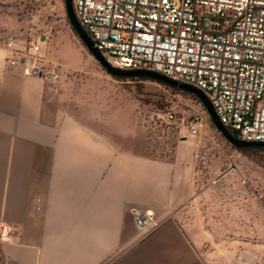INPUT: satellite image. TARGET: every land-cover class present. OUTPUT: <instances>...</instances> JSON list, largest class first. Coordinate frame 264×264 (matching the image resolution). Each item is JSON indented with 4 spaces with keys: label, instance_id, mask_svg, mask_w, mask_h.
I'll return each instance as SVG.
<instances>
[{
    "label": "crops",
    "instance_id": "0c3cea01",
    "mask_svg": "<svg viewBox=\"0 0 264 264\" xmlns=\"http://www.w3.org/2000/svg\"><path fill=\"white\" fill-rule=\"evenodd\" d=\"M55 81L0 59V264H211L167 214L191 185L188 140L166 158L129 152L107 123L68 110ZM131 206L159 226L140 228Z\"/></svg>",
    "mask_w": 264,
    "mask_h": 264
},
{
    "label": "rangeland",
    "instance_id": "374dc122",
    "mask_svg": "<svg viewBox=\"0 0 264 264\" xmlns=\"http://www.w3.org/2000/svg\"><path fill=\"white\" fill-rule=\"evenodd\" d=\"M0 20L22 40L50 35L44 57L59 70L55 84L66 108L107 123L120 147L166 158L188 140L195 155L191 185L168 216L192 233L211 264H264V154L238 152L192 98L155 81L111 77L71 28L64 0H0ZM194 111L204 115L195 136L186 128Z\"/></svg>",
    "mask_w": 264,
    "mask_h": 264
},
{
    "label": "built area",
    "instance_id": "2783aa9c",
    "mask_svg": "<svg viewBox=\"0 0 264 264\" xmlns=\"http://www.w3.org/2000/svg\"><path fill=\"white\" fill-rule=\"evenodd\" d=\"M95 48L112 67L150 70L193 86L209 99L235 137L264 141V0H71ZM17 34L0 32V59L26 76L55 81L42 32L15 46ZM176 95V94H174ZM170 119V110L164 113ZM204 115L194 111L186 128L195 136ZM129 213L145 231L160 222L151 208ZM11 264H17L15 262Z\"/></svg>",
    "mask_w": 264,
    "mask_h": 264
},
{
    "label": "water",
    "instance_id": "95a60500",
    "mask_svg": "<svg viewBox=\"0 0 264 264\" xmlns=\"http://www.w3.org/2000/svg\"><path fill=\"white\" fill-rule=\"evenodd\" d=\"M64 6H65V11H66V16H67V19H68V22L71 28L74 30L75 34L78 36L79 40L84 45V47L88 50L90 55L98 62V64L108 74L115 75V76H126V75L146 76L150 79L163 82V83L175 86L180 89L187 90L195 94L198 97V99L201 102V105L205 109V112L207 113L213 126L229 144L235 147L252 146V145L264 146V141H247V140L238 139L235 136H233L220 122L217 115L215 114V111L209 99L199 89L193 86L187 85V84L179 83L155 71L143 70V69L123 70V69L115 68L109 65L105 61V59L101 56V54L98 52V50L95 48L92 39L88 36V34L85 32V30L81 27V25L77 21L75 14L73 12L71 0H64Z\"/></svg>",
    "mask_w": 264,
    "mask_h": 264
},
{
    "label": "trees",
    "instance_id": "16d2710c",
    "mask_svg": "<svg viewBox=\"0 0 264 264\" xmlns=\"http://www.w3.org/2000/svg\"><path fill=\"white\" fill-rule=\"evenodd\" d=\"M111 77H113L115 79H118V80H151V81H155V82L165 86L166 88H169V89H171V90H173V91H175L177 93H181L182 95H185V96H188V97L192 98L193 100H195L196 102H198L201 105L200 100L198 99V97L195 94H193V93H191V92H189L187 90L180 89V88H177L175 86H172V85H169V84H166V83H163V82H159V81L150 79V78H148L146 76H137V75L115 76V75H111ZM210 124L215 129V127L213 126L211 121H210ZM231 134L233 136H235L234 132H231ZM232 147L235 148L238 152H240V153H242L244 155H252V154L253 155L259 154L260 155V154H264V146L252 145V146L235 147V146L232 145Z\"/></svg>",
    "mask_w": 264,
    "mask_h": 264
}]
</instances>
